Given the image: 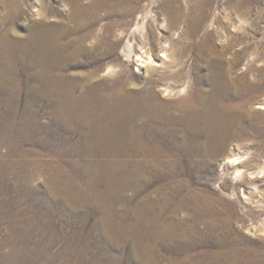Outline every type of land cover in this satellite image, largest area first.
Listing matches in <instances>:
<instances>
[{"label":"bare ground","instance_id":"obj_1","mask_svg":"<svg viewBox=\"0 0 264 264\" xmlns=\"http://www.w3.org/2000/svg\"><path fill=\"white\" fill-rule=\"evenodd\" d=\"M69 1L71 21L27 23L24 34L11 26L19 5L0 17V147L9 146L0 152V225L7 227L0 264H162L163 254L173 264H264V240L237 226L248 206L209 188L214 180L222 191L231 173L229 196L250 200L263 190L241 180L248 165L240 157L226 156L255 83L238 92L223 56L206 51L207 34L195 40L201 23L182 4L173 10L163 1L144 32L142 0ZM181 1L192 7L193 0ZM194 1L201 9L213 2ZM102 9L115 19L101 24ZM180 23L192 34L188 43L175 40ZM26 143L61 157L28 161L50 167L47 193L23 187V194L8 182L30 173L26 157L35 149ZM79 206L97 211L96 221L80 216L76 224ZM124 208L126 221L113 218ZM63 211L76 225L70 235L53 223ZM202 244L208 248L197 252Z\"/></svg>","mask_w":264,"mask_h":264},{"label":"rangeland","instance_id":"obj_2","mask_svg":"<svg viewBox=\"0 0 264 264\" xmlns=\"http://www.w3.org/2000/svg\"><path fill=\"white\" fill-rule=\"evenodd\" d=\"M163 1L165 0H142L141 2L142 10L143 11L145 10V12L148 11L149 17L145 23H142V26L140 24L141 30L146 32L149 29L150 24L153 23L152 21H154L152 20L151 17L156 11L158 10L162 11L161 4L163 3ZM195 3L196 2L193 0L191 2L192 7H189V6L186 7L183 5L181 0H171V4H172L171 6L173 10L177 9L180 6V4H182L183 11H185L184 14L186 16L189 15V12L191 10L195 12L196 21H199L201 23L198 34L195 36V40H197V42H202L207 34V37H208L207 39L210 43L208 42L206 44L207 45L206 51L210 52L213 49H215L223 56V59H224L223 67L226 71H228L227 77L229 79L235 78L234 80H237L238 92L239 93L242 92V94L245 93L246 82H251L253 84L255 83L256 85V88L254 90L255 93L253 92V95H252L253 97L250 103L241 104L240 125L238 129H235L234 133L231 132L230 134L231 137L228 141V146H227L228 151L226 153V156L240 157L239 160L241 164L246 165V166L248 165L246 167L247 168L246 177L242 178L241 180L246 181V182L247 181L252 182L253 184L256 183V185L260 186L261 188L263 186L262 189L264 190V0H248V1L247 0H213L211 4L212 6L210 5L205 9H201L200 7L196 6ZM16 5H19L21 10L19 14H14V15L12 14L13 18L11 17L10 20L14 21V23L11 26H14V28L18 32L23 33V34L26 33V30H27L26 25H28L29 23L37 22V21H47L49 23H62V22L68 23V21H71V16L73 12V8L69 0H38V1L37 0H14V1L13 0H4V1L0 0V17L3 19L4 17H7V16L9 17L11 15V11H13ZM36 8H40V10L42 11L41 16L37 15L34 12ZM99 15L100 16H99L98 21H101L100 22L101 24H105L107 21L115 19V17H108L107 9L100 10ZM10 20H7V21H10ZM140 21H144V20L141 19ZM157 21H162V18L161 20L158 19ZM153 25L154 27H156L155 24ZM190 37H192V34L188 32L185 24L180 23L178 27V34L175 36V40L183 41V43L184 42L188 43V41L190 40ZM184 38H186L187 40ZM232 44L234 45L231 46ZM188 51L192 55H194L196 52V49L194 47L193 48L190 47ZM190 62L192 63L193 59L189 61V64H191ZM46 114L48 115V113ZM46 114L44 115L45 117H47L46 119H48L49 115L46 116ZM247 125L250 126V130L248 132H245L244 126H247ZM29 144H31L32 146ZM33 148L35 149V151L33 154H29L28 155L29 157L28 156L26 157L27 162L28 161L40 162L41 160L49 161V160H54V159L57 161L61 159V157H59L55 152L50 151L48 149L46 150L44 148L46 152L45 153L44 149L40 147L39 143H36V147H35V144L33 145L32 143L25 144L26 150L27 149L30 150ZM8 150H9V146L7 145V143L5 144L2 143L0 147L1 154H6ZM50 156L52 157L49 158ZM224 157L225 155L219 156V165L217 168L218 172L221 169V166H220L221 159H223ZM29 163L31 162H28V164L26 165L29 168L28 173L30 172L29 175L27 176V179L21 180L18 182L19 179L16 178V176L12 175L11 176L12 178L10 177V180H8V182L11 184L10 186H14L15 188L14 187L12 188L16 189V185H18L19 189H21L23 194L25 190L24 188H27V187L37 190L38 193H47L49 189H53L52 183L48 180L50 167L48 165L34 167L33 165ZM254 170L258 172L254 175V178H253V177H250V175L248 174H250L249 172H253ZM34 171L37 173V177ZM37 171L38 172L41 171L40 172L41 174L38 173ZM259 172H262V173L260 174ZM226 176H227L226 177L227 181L228 180L229 181H228V184L224 188H222V191L216 185V182L218 181L213 180V182L211 181V184H210L211 186L209 185L210 192H212L213 194L217 196L225 197L229 201L234 202L239 207V209H242L244 206H248L249 213L245 212L246 214L245 213L242 214L243 220L242 222L240 221L237 224V226L241 228L242 231L247 236H249L251 239L264 240V191L262 190V192H257L258 194L257 196L255 195V197L251 196L250 198L252 200L251 199L248 200L240 196H237V199H236L234 198L235 197L234 195L229 196V194H231V191H232V186H231L232 182L235 181L233 179V175L229 173ZM42 177L43 179H41ZM129 193L131 194L132 192L130 191ZM23 198L29 201L28 200L29 198L27 197L26 194L23 195ZM133 205L134 203L131 206ZM117 206L122 207V205H117ZM17 207H19L17 204H13V206L11 205V208L15 210L18 209ZM124 209L125 210L123 209L116 210L115 213L112 214L113 218L119 217L117 219L118 221L120 222L121 221L124 222V220L126 221V219H128L129 216H125V215L131 212H128L126 208ZM61 214H63L65 218L60 217V220H59L57 219L59 216H57V218L53 221V223L55 222L54 225H57L55 229L58 230V232H61V233L64 232L65 235H70V233L71 234L74 233V230H76V225L72 224L73 221L69 217V214L68 213L65 214L64 211ZM21 215L22 217L25 216V214H21ZM65 215H67L68 217ZM76 215H77L76 219L80 218V216L82 217L86 216L85 218L89 217L90 224L94 223L96 221V217L99 216L97 211L84 209V207H81V206L78 207V211ZM77 220L75 221L76 224H78L79 222V219ZM235 221L237 220L235 219ZM239 225H241V227ZM0 226H2L0 227V237H1L2 235L6 233L7 227L3 225H0ZM201 227H203V225H201ZM246 227H249L250 229L247 230ZM4 228H6L5 231H3ZM46 230L54 231L53 228L46 229ZM57 246L54 249L55 251L56 249L58 250L61 248V245H57ZM207 248L208 247L206 244H202L201 247L197 250V252L202 251ZM112 249H111L112 250L111 252H113V254H116V255L121 254L120 250L116 248H112ZM179 257L182 258L184 257V255L181 254L179 255ZM159 260L162 264H173V263H169L168 256L166 254H163ZM64 261H65L64 258H61L59 262L64 263ZM175 264H177V262Z\"/></svg>","mask_w":264,"mask_h":264}]
</instances>
